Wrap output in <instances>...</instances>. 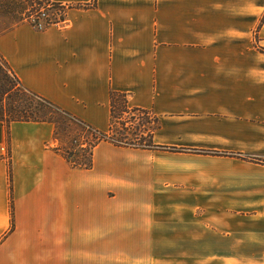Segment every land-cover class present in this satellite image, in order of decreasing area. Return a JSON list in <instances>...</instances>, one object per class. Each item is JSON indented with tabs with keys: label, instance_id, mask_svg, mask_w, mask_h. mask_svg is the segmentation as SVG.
<instances>
[{
	"label": "crops",
	"instance_id": "1",
	"mask_svg": "<svg viewBox=\"0 0 264 264\" xmlns=\"http://www.w3.org/2000/svg\"><path fill=\"white\" fill-rule=\"evenodd\" d=\"M51 1L64 21L0 35L13 75L108 135L120 94L159 148L103 141L73 168L53 123L0 122V264H106L107 235H208L193 249L264 264V164L239 157L264 161V0Z\"/></svg>",
	"mask_w": 264,
	"mask_h": 264
},
{
	"label": "rangeland",
	"instance_id": "2",
	"mask_svg": "<svg viewBox=\"0 0 264 264\" xmlns=\"http://www.w3.org/2000/svg\"><path fill=\"white\" fill-rule=\"evenodd\" d=\"M36 10V9H35ZM49 22H58L63 12L48 10L45 11ZM26 23V22H25ZM10 24H3L2 28ZM9 81H13L10 74ZM8 80L0 72V84L8 85ZM0 99L4 105L14 103L16 100L9 94H2ZM32 110L35 117L52 121L55 124L56 134L60 146L65 150H70L86 142H94L93 136L83 131L69 117L45 104L34 100ZM121 109H116L113 121V138L116 141L141 146L149 143L147 132L155 127L153 119L136 113L123 114ZM148 119V122L145 121ZM213 241L208 235L194 236H145V235H107L106 236V264H232L231 258L246 259L252 253L248 251H225V250H205L193 249V246H210ZM175 242V243H174ZM218 246H226L225 237L218 236ZM177 246L190 247L186 249L175 248ZM238 264V263H233Z\"/></svg>",
	"mask_w": 264,
	"mask_h": 264
},
{
	"label": "trees",
	"instance_id": "3",
	"mask_svg": "<svg viewBox=\"0 0 264 264\" xmlns=\"http://www.w3.org/2000/svg\"><path fill=\"white\" fill-rule=\"evenodd\" d=\"M67 6L62 4L54 3L51 0H0V35L5 31L21 24L27 23L33 27V24L30 23L32 18L36 19V23H38V18L41 13L45 14V11L53 10L58 11L60 13L63 12V15L59 17L58 22H49L47 18L43 19L44 27L41 29H36L38 31H43L44 29L48 28L49 26L55 25L59 22L64 21V12ZM36 9V10H35ZM46 15V14H45ZM10 24L6 28H2L3 24ZM0 72L3 73L6 80L9 81V75H11L13 81H9L8 85L0 84V91L2 94H9L13 96L16 100L14 103H10L7 106L4 105L2 99H0V122L4 123L8 126L10 123L13 122H47V120L42 118L35 117V114L32 110V104H34V100L38 103L45 104L49 107L54 108L55 110L60 111L65 116L69 117L72 121L77 123L76 125L80 126V128L88 133L90 136H93L94 142H88L86 140L85 143L78 145L76 147L70 148V150H65L62 147H58L56 150L66 159V161L73 167V168H80L89 170L92 168V154L94 147L103 141H111L117 145H127L133 146L132 144H127L124 142L116 141L113 138V121H114V114L116 109L122 108L123 114H131L132 117L136 115V113H140L143 117L146 116L150 119V116L147 112L141 109H132L128 110L126 105L125 97L111 93V114H112V121H111V134H105L100 132L90 125L83 123L71 116L67 113L61 111L55 105L50 103L49 101L41 98L40 96L26 90L22 87L21 83L18 79L13 75L11 69L9 68L6 61L0 54ZM145 121L148 122V119L145 118ZM50 123L55 124L52 121H48ZM149 124V122L147 123ZM147 136L149 137V143L146 145H141L139 148L143 149H155L159 148L152 144L151 136L147 132ZM173 150V149H172ZM209 153V152H208ZM215 155H221L218 153H212ZM249 161L253 162H260L264 164V161H261L256 158L248 157V156H239Z\"/></svg>",
	"mask_w": 264,
	"mask_h": 264
},
{
	"label": "built area",
	"instance_id": "4",
	"mask_svg": "<svg viewBox=\"0 0 264 264\" xmlns=\"http://www.w3.org/2000/svg\"><path fill=\"white\" fill-rule=\"evenodd\" d=\"M46 18V15L44 13H41L39 18H38V23H36V19L32 18L30 20V23L33 24V28L35 29H41L44 27V22H43V19Z\"/></svg>",
	"mask_w": 264,
	"mask_h": 264
}]
</instances>
